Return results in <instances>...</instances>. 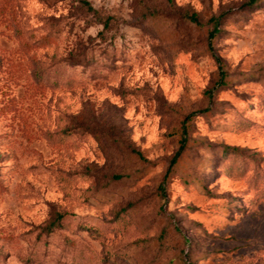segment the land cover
<instances>
[{"label": "rangeland", "instance_id": "obj_1", "mask_svg": "<svg viewBox=\"0 0 264 264\" xmlns=\"http://www.w3.org/2000/svg\"><path fill=\"white\" fill-rule=\"evenodd\" d=\"M247 1L0 0V264H264Z\"/></svg>", "mask_w": 264, "mask_h": 264}, {"label": "trees", "instance_id": "obj_2", "mask_svg": "<svg viewBox=\"0 0 264 264\" xmlns=\"http://www.w3.org/2000/svg\"><path fill=\"white\" fill-rule=\"evenodd\" d=\"M260 0H248L246 3H245V7H253L255 6L256 3H258ZM85 4V3H84ZM87 5V4H86ZM185 18L195 24V25H200L199 21H198V18L196 17L195 14H190V15H186ZM107 24H108V20L107 21H104L103 23V27H107ZM208 24L211 26V30L208 32V40L209 42L212 41L216 34L219 33L220 29V25H221V17H211L209 20H208ZM210 44V43H209ZM196 113H191L190 115L187 116V120L194 116ZM186 134H187V131H186V128H185V125L183 124L182 128H181V135H182V138L179 142V146H178V149L177 151L174 153V155L172 156V158L170 159V162H169V167L168 169L166 170V173L163 177V180L161 182V187L160 189L163 191V185L165 184V181H166V178L168 177L172 167L176 164V161L178 160V158L181 156L183 150L185 149V146H186ZM116 180L120 179V176H115L114 177ZM63 218V214H58L57 217H56V221H60L61 219ZM54 224V223H53ZM52 226V225H51ZM51 228V227H50ZM49 228V230H50Z\"/></svg>", "mask_w": 264, "mask_h": 264}]
</instances>
